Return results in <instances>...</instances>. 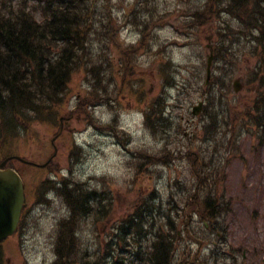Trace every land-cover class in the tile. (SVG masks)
Returning <instances> with one entry per match:
<instances>
[{"label": "rangeland", "instance_id": "obj_1", "mask_svg": "<svg viewBox=\"0 0 264 264\" xmlns=\"http://www.w3.org/2000/svg\"><path fill=\"white\" fill-rule=\"evenodd\" d=\"M202 3L87 1L88 18L100 26L86 36L83 59L74 66L59 104L45 120L0 141V160L10 157L8 166L25 183L22 220L0 242V264L53 263L59 222L71 209L62 180L97 196L89 212H75L63 233L62 245L76 264L112 250L114 258L128 262L120 246L148 247L156 229L147 235L148 228L134 230L126 223L151 192L159 204L165 202L163 215L180 229L173 244L179 263L172 264H264V137L248 116L241 122L234 117L235 107L240 113L256 112L260 89L253 67L259 49L249 47L247 38L238 39L241 27L224 13L214 28L197 24L188 14ZM19 6L39 15L32 0H0V12ZM227 25L230 30L221 29ZM207 36L228 51L226 64L220 53L218 59L214 55L205 84ZM198 101L203 104L194 115ZM153 104H162L167 130L150 125ZM207 118L211 126L205 129ZM25 159L49 161L41 167ZM204 168L216 172L213 199L227 202L217 222L210 220L223 234L219 237L203 228L194 207L180 206L178 195L193 193L188 188L194 174ZM172 205L180 211H168ZM159 217L151 228L163 223ZM186 226L204 240L195 242L184 233Z\"/></svg>", "mask_w": 264, "mask_h": 264}, {"label": "trees", "instance_id": "obj_2", "mask_svg": "<svg viewBox=\"0 0 264 264\" xmlns=\"http://www.w3.org/2000/svg\"><path fill=\"white\" fill-rule=\"evenodd\" d=\"M32 1L35 4L34 8L38 10L37 16L34 11L21 6L0 12V141L5 135L15 136L18 132L26 130L33 121L45 120L47 113L59 104L74 66L83 59L81 53L86 45V36L92 34L95 27L100 26L99 23L95 26L88 18L91 13L86 11L89 8L87 1L90 3L91 0ZM221 13L237 21L241 27L238 39L247 38L249 47L253 48L255 45L259 49V58L253 67V75L258 74L260 89L258 103L253 107L256 112L248 113L247 108L240 113L241 110L235 107L234 117L241 122L248 116L250 123L257 127L258 135L262 138L260 134L264 132V0H203L201 7L191 10L188 16L197 24L208 23L214 28V21ZM221 29L228 31L230 27L227 25ZM225 36L227 34H224ZM214 51L218 59L217 54L220 53L221 58H224V53L228 50L215 46ZM221 60L227 63L225 58ZM148 114L155 117L154 122L150 124L153 128L166 129L164 126L167 117L162 104L160 106L153 104ZM219 115L217 112L216 116ZM206 122L205 129H208L211 126L208 118ZM214 127H217L215 123ZM210 171V168H204L200 173L198 169L194 174V186L199 195L198 204L202 215L207 220H215L227 203L221 201L222 197H217V201L213 199L216 195L212 182L216 172L211 174ZM62 182L65 200L71 209L70 215L59 222L56 254L52 264H76L74 256L67 252L69 248L65 250L62 245L63 233L73 221L75 212H89L97 196L92 192L82 191L76 184L71 187L72 184L67 186L65 180ZM152 194H149L148 199L140 206L133 208L134 214L126 224L128 228L137 230L141 226L144 228L149 219L147 230L149 233L156 229L155 239L151 246L143 251L145 258L141 261L146 264H170L175 253L172 241L176 233L173 232V224L167 215L160 216L163 223L151 228L156 215H161L160 208L163 206L159 205L158 198L154 204L149 202L150 199H154ZM147 213L149 214L145 217ZM165 220V226L169 228L167 232L161 230ZM70 232L76 237V231ZM119 248L123 252L124 247ZM140 250L139 247L136 248L135 253L139 254ZM114 257L112 250L93 261H83V264L124 263L122 258Z\"/></svg>", "mask_w": 264, "mask_h": 264}, {"label": "water", "instance_id": "obj_3", "mask_svg": "<svg viewBox=\"0 0 264 264\" xmlns=\"http://www.w3.org/2000/svg\"><path fill=\"white\" fill-rule=\"evenodd\" d=\"M211 55L207 57V78L210 73ZM234 90L239 85L234 82ZM199 107H194L197 113ZM7 158L0 162V240L11 235L18 224L24 203V184L21 176L12 168L6 167Z\"/></svg>", "mask_w": 264, "mask_h": 264}]
</instances>
